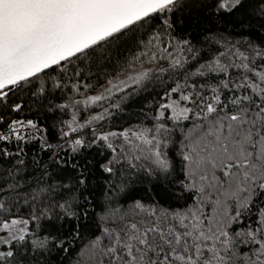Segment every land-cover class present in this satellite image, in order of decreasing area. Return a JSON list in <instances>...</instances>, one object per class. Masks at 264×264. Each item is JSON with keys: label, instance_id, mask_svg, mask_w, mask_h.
<instances>
[{"label": "snow or ice", "instance_id": "1", "mask_svg": "<svg viewBox=\"0 0 264 264\" xmlns=\"http://www.w3.org/2000/svg\"><path fill=\"white\" fill-rule=\"evenodd\" d=\"M0 264H264V0H0Z\"/></svg>", "mask_w": 264, "mask_h": 264}]
</instances>
